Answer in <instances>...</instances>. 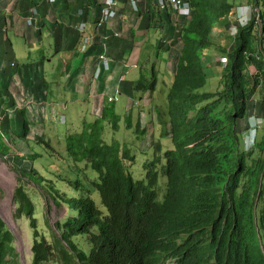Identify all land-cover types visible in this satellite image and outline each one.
<instances>
[{"label": "trees", "instance_id": "1", "mask_svg": "<svg viewBox=\"0 0 264 264\" xmlns=\"http://www.w3.org/2000/svg\"><path fill=\"white\" fill-rule=\"evenodd\" d=\"M249 1L254 10L247 24L240 26L237 17L231 25L224 22L237 15L236 8L244 5L243 0H185L191 16L182 20L180 46L168 59L172 61L173 81L166 96V111L176 151L164 154L167 164L162 203L154 191L158 173L150 172L144 180L135 181L125 165L132 159L130 150L104 140L109 110H104L100 119L82 120L66 136L67 158L85 178L70 184L73 195L35 170H16L44 188L43 197L53 205H63L68 211L64 220L55 224L60 238L54 236L49 242L39 231L34 202L24 186L17 185L13 216L26 218L33 231L30 264H64L73 257H80L79 264L159 263L168 257H177V264H264V0ZM223 23L226 28L237 26L228 48H222L225 66L220 61L222 56L215 61L213 50L203 52L213 48V30ZM217 64L221 69L219 90L202 91L208 81L207 71ZM157 85L152 66L149 74L142 73L134 82V91L145 92L151 102ZM12 98L17 103L16 99L26 100L23 95ZM5 113L9 119L10 110ZM18 113L23 121L16 136L29 138V119L34 125L32 131L46 128L36 107ZM250 114L258 115L263 123L247 152L243 136ZM12 125L7 126L8 132H12ZM73 126L70 122L66 128L72 130ZM137 126L134 139L144 132L140 123ZM152 126L149 122L145 130ZM2 133L0 128L4 141ZM34 141L43 148L48 146L43 137H34ZM157 148L161 150L160 142ZM11 151L17 153L12 149L8 153ZM94 192L104 212L93 201ZM77 236L88 238L93 250L87 255L73 242ZM0 264H21L14 236L1 218Z\"/></svg>", "mask_w": 264, "mask_h": 264}, {"label": "crops", "instance_id": "2", "mask_svg": "<svg viewBox=\"0 0 264 264\" xmlns=\"http://www.w3.org/2000/svg\"><path fill=\"white\" fill-rule=\"evenodd\" d=\"M102 1L0 0V77L4 63L5 69L11 73V79L2 87L5 92L2 102L6 107L12 108V95L14 99L23 95L36 103L44 102L48 110L58 102L63 104L71 96L77 110L86 111L95 96H111L121 87L132 93L144 62L147 61L148 66L161 60V63L155 62L158 68L168 69L166 62L176 49L160 57L157 51L163 34L172 41L178 35V27L171 26L169 16L165 22L158 21L157 16L152 19V14L157 11L150 0L139 2L140 14L132 12L127 1L120 0L116 17L103 23L100 14ZM81 21L88 24L87 34L91 36V46L85 53L78 51L82 34L78 25ZM19 39L26 48L34 51V55L22 61L16 58L19 45H23ZM6 42L11 46L9 59L4 51ZM104 55L109 59L108 70L100 62ZM41 57L46 58L45 63ZM97 67L101 68V73L95 77ZM128 67L132 72L131 80L123 83L126 78L123 76L122 81H118L120 73ZM129 101L117 105L125 108ZM96 103L100 104L101 100L98 98ZM68 108L73 107L68 105ZM20 120L19 115L9 119L15 129L20 127Z\"/></svg>", "mask_w": 264, "mask_h": 264}, {"label": "clouds", "instance_id": "3", "mask_svg": "<svg viewBox=\"0 0 264 264\" xmlns=\"http://www.w3.org/2000/svg\"><path fill=\"white\" fill-rule=\"evenodd\" d=\"M106 1L107 0L102 1V6H101V10H100L101 21L103 23H106L107 22V21H103L102 20V9L105 7ZM113 1H115V3H116L115 6H114V9H115V12H116V15H117L118 14L117 6L119 4L118 1H120V0H113ZM125 1H127L129 3V0H125ZM137 1H138L139 11L138 12H134L133 9L131 7L130 8H131L132 12H134L136 14H140L141 13V7H140L139 2L145 1V0H137ZM150 1L155 6V10L157 11L153 15L152 19L157 16L158 17V21H161L162 20L161 18H163L165 20V17L166 16H169L168 19H169V21L171 23V26L174 27V28L178 27V35H177V37L176 36L174 37V40L173 41H172V38L169 39L165 34H163L160 37V39H159V45H158V51H157V56L160 57V55H163L167 51H168L167 52V54H168L170 52V50L179 48L180 44L178 42V38H179L178 36H179V30L181 29L180 26L182 24V20L183 19H187V18H189L191 16V7H190V12H189V15L188 16H177V15H174L171 11H168V12L167 11L160 12L158 10L156 4H155V1L154 0H150ZM240 7L241 8H245L243 6H240ZM246 7H248V6H246ZM238 9H240V8H236V12L238 11ZM33 13L36 14V10L35 9H33ZM244 14H246V13H244ZM116 15L114 17L110 18L109 20L115 18ZM237 16H238V13H237ZM250 16H251V12H250ZM250 16H249L248 19H246V16H242L240 19H239V17H237V20H238V23L240 24V26H243V25L247 24V22L250 19ZM82 23H84L86 25L84 31H82L80 29V25ZM87 28H88V24L86 22L81 21L79 23V25H78V31L82 33L81 34V39H80V42H79V46H78V51L80 53L87 52V49H89L90 46H91V36L89 34H87ZM230 28H232L233 32H232V34L229 35V38L232 39V38L235 37V35L237 33V26H230L229 29ZM85 37H88L89 38V43H88V45L86 46V48L84 50H81L80 45L83 42V40H84ZM174 44H177L178 46L176 47V46H174ZM166 48H168L167 51H165ZM41 59L43 61V57H41ZM220 61L222 63V66H225L227 64V58L225 56H222V58L220 59ZM100 62L102 63V65H103V67H104L105 70H108L109 69V64H110L109 63V59L107 57H105V55L102 57V59L100 60ZM155 62H158V61L155 60ZM155 62H153L152 64H150L148 66H147V61L144 62L141 65L142 69H141V72H140V76L144 72H146L147 74H149L151 67L154 66L155 71H156V74H157V77H158V83L161 82L162 84H166L163 79H160L159 78V76H158V75H160L159 74V68H158V66L156 65ZM44 63H45V61H44ZM166 66L168 68V69H165L166 72L168 74H171L173 76V74L171 72L172 62H169V60H167ZM94 73H95V77H97L98 74L100 75L101 68L100 67H97ZM172 81H173V78H172ZM135 82H137V81H135ZM171 84H172V82H171ZM135 92L136 91H134V88H133V90H132V98H131V100L129 101L128 105L125 108H121L119 105L115 104V102H118L119 100L118 99H114L113 98V95L106 96V97H97V96H95L94 99H92V105L90 106V109H88L86 111H81V112H79L77 109H74V108H68V104L67 103L61 104L60 105L61 106L60 108H56L54 106V108L48 110V109H46L47 106L44 105V102L43 103L42 102L36 103L35 101L32 100L31 97L28 98V97L25 96L26 100H24V101H22V99H16V100H18V103H17V101H15V102L13 101V105L14 106L12 105V108H8L10 110V114H9L8 118L9 119H12L13 117L15 118V115H19V113H18L19 110H24L25 108H27L28 110H31V108H33L35 110V107H36L37 108V111H38V114H39V117L41 118V121L44 122L45 120H48L50 122V124H53L54 126H57V121H59V125H62V124H64L66 122L64 124L65 125V128H64L65 130H64V132H63L62 135L57 136L56 132H51V134H52L53 137H57V139L55 140V144L56 145H52L51 138L47 137L48 135L46 134V128H44L45 130L44 129H41L38 132H36V130H33L32 131V128L34 126L33 123H32V127L30 128V134L28 136L30 139L29 138L26 139V140H31V143H34L36 145V143H35L36 141L33 142L34 141L33 136H35V137H43V142H47L48 141L47 142L48 146H44V148H43L42 145L37 144L36 147L39 150L41 148L44 149V150L46 148H48L50 150V153L52 155L61 156L60 155V151H59V147H60V142H62V138L64 139V141H66V136L69 133L74 132V130L79 127V125H80V123H81L82 120H84V119L93 120L95 118L96 119H100V118H102V116L104 114V110H109V114H108V118H107V123L105 125L104 140L106 142H108V143L118 142L120 144V146H122V147L123 146H126L130 150L129 156L132 159L129 160V161L126 160L125 161V165L128 167V170L130 171L133 179H134V176H133V174L131 172V168L136 164V161H137V157H136L137 156V153H136V151L133 148L138 149V151L141 152V156L144 159V162H142V169H143V163H145V168L143 169V171H144V177L141 180H144L146 178V175H148L150 172H154L155 174H156V172L158 173L157 185H155L154 191H155L156 196H157V198H156L157 201L159 203H162L163 200H164V197H165V186H166V184H165V181H166V179H165V177H166L165 168H166V164H167V160L164 158V154L167 153V152H169V151H173L175 149V145H173V142H172V139H171V136H172L171 135V125L168 124L170 122V119L167 120V118L165 117V114H164V111L163 110H162L161 113H157L156 114V117L155 116H152L153 114H152V110H151L150 119L151 120H156L157 126H155L152 123L153 121H151V123L153 124L152 128L149 129V131H146V130H143L142 129L144 132L140 135V137L138 139H134L133 132L138 128V126H137L138 123H140V126H143V122H144L143 118L144 117L136 116V121L134 122L133 121V114L136 111L141 110V111L144 112V116H145L146 109L144 108V106H146V105H144V104H145V102L148 101V97H146L145 92L142 93V91H139L137 93L140 94V95H142V97H141L140 100L143 102V105L144 106L132 107L131 106V103H132L133 98L135 96ZM154 95H153V98H154ZM98 98L101 100V103L100 104L96 103V100ZM34 102L36 104H33ZM122 109L123 110H126L125 113H127L126 114L127 117L124 120V124H125L124 129H122L121 114H120V111H123ZM56 110H58V111H56ZM65 112H68V122H67V119H66V115L64 114ZM42 113H44L43 116L41 115ZM160 117L162 118L161 119V123H160V119H159ZM20 119L22 120V117L21 116H20ZM250 119H252L253 122L252 121L250 122ZM114 121L117 124H113ZM70 122H72L73 125H74L73 128H72V130H68L66 128L67 126H69ZM246 123H247L246 124V131L247 132L244 133V136H243V138H244V145H245L244 146V149H245V151L249 152L250 149H252L253 146H254V141H255L256 136H257V133H258V128L260 127V125L263 122H262L261 118L258 117V115L255 116L254 114H250V115H248V119L246 120ZM12 124H13V122H12ZM166 126L168 128L167 130H166ZM134 127H135V130H133ZM157 127H160V129H161L160 132L157 131ZM17 130H18V128H17ZM165 131H166V135L164 136V132ZM168 131H170V134H168ZM16 133H17L16 132V129H15V131H14V129H12V132H9V134L13 138H15V137L18 138V140H16L18 142V141H20V138H22V137L16 136ZM250 133L253 134V138L250 137V135H249ZM123 134L124 135L129 134L133 138L132 139L133 141H132L131 144L125 143V142H121L120 138H122L124 136ZM142 135H145V137L143 139H140L142 137ZM60 136H61V139H59ZM108 138H111V139L108 140ZM164 139H170V144H167V145H164L163 146V140ZM159 142L161 144V150H159V148H157V146L159 147ZM24 143H27V142L26 141H22V144H24ZM14 145H15L14 143L11 144V142H9L10 149L17 150V152H18V149H16L14 147ZM192 147H193V145H192ZM174 151H176V149ZM64 153H65V157H64L63 161L60 163V165H55V163L53 162L55 169L52 172L47 171V173H49V175H50V178H47V177L46 178L44 177V178L46 180H48V181H52L56 185V187L59 188L61 191L65 192L67 194L73 195V191L71 189L73 187L70 184L71 183H74L73 181H75V180H80L81 182H84L85 181V178L82 177V174L79 172L78 167L75 166V165L74 166L76 168V172L74 174H71V173L70 174H67L65 172L67 170V168L70 165H73V164L67 158V155H66V145H65V152ZM194 153H195L196 156L198 155V151L197 150ZM18 154L19 153H14V155H18ZM1 155L2 156H5V154H1ZM43 156L46 157V155H42V154L35 153V154H32L31 157L26 155V156H23L24 158H21V159H18V160H24L27 157L26 160H29V159L35 160L36 159L37 160V163H39L40 159ZM157 156H158V159L156 161V157ZM16 170L17 169H15V171ZM31 170H35L42 177V173L40 171H38L36 168L35 169H31ZM77 170H78V172H77ZM19 171H22V170H19ZM86 171H85V173H86ZM85 173H83V174H85ZM87 174L90 177H93V175H94L90 171H88ZM141 180H135V181H141ZM81 184L86 185L84 183H81ZM161 184H163V192H162V196L160 197L159 194H158V191L160 190ZM34 185L36 186V189H39L40 196H42L43 200L46 201V202H48V203H51L52 204V202L50 201L49 198H47L45 195H44L45 197H43V193H44L45 189L44 188H40L35 183H34ZM26 191H27V193H29V191L27 189H26ZM13 195H14V192H13ZM96 195L99 198L98 193L94 192L93 195H92V199L95 202L97 208L99 210H101L102 212H104L105 209H103V206L101 204L100 199H99V201H100V204L102 206V209L99 208L98 205H97L96 198H95ZM29 196L32 199L31 195H29ZM32 201H33V199H32ZM13 205H14V203H13ZM14 207H15V205H14ZM61 208L64 209V215H63V217L61 219H59V220H57V221L54 222V224H53L54 229H51V233L48 234V237H46L42 233V235L49 242L52 241V238L54 236L60 238V232H59V230H57L55 228V224L57 222L61 221V220H64V217L68 213V211L66 210V208H64L63 205L61 207H58V210L61 209ZM260 208H261V204H259L258 210ZM253 211H254V206H253ZM35 213H36V206H35ZM34 217L37 219L36 215H34ZM45 218H47V216H45ZM16 220H19V219H16ZM37 221H38V219H37ZM45 221L48 224L49 218H47ZM31 236H32V234H31ZM73 242L75 243V245L77 246V248H79L81 251H83L86 255L90 251L93 250V249H91V245H90L89 240H88V238L86 236H77V237H75L73 239ZM31 244H32V242H31ZM14 246H15V237H14ZM64 247L66 249H68V246H67L66 243H64ZM30 251H31V246H30ZM263 255H264V252H263ZM79 258L73 257L71 260L66 261L64 264H79V262H78V259ZM177 263H178V258L177 257H168V258L160 261L159 263L157 262V260L156 261H153V262H150L149 260H147V261L141 262L140 264H177ZM49 264H58V263L56 261H51Z\"/></svg>", "mask_w": 264, "mask_h": 264}, {"label": "rangeland", "instance_id": "4", "mask_svg": "<svg viewBox=\"0 0 264 264\" xmlns=\"http://www.w3.org/2000/svg\"><path fill=\"white\" fill-rule=\"evenodd\" d=\"M243 7L245 8H241L238 7L240 9H238L237 15L232 16L229 20H227L224 23H229L230 25L231 23H233L235 20V17H239V19L242 16H246V19L249 18L250 16V12L251 9L254 10L251 7V1L249 0H243ZM248 6V7H246ZM251 8V9H250ZM246 13V14H244ZM224 23L222 24V26H214V30H213V39H214V46L213 48H211L210 50H204L203 52H212V50L215 52V61L219 62V58L221 56H223L222 54V48H228V45L230 44V38L229 35L232 34L233 30L232 28H226L224 26ZM232 26H236V25H232ZM10 38H14L11 34L8 35ZM2 40V38L0 39V41ZM21 40V39H19ZM22 41V40H21ZM23 42V41H22ZM20 50H17L16 53V58L18 61H22V59H26L27 56H32L34 55V51L31 49L29 50V48H26L23 42V45H19ZM7 54V58L9 59L11 56V46L8 42H6V48L4 50ZM16 52V51H15ZM30 52V53H29ZM46 53V52H45ZM46 55V54H45ZM0 56H1V49H0ZM49 59H54V57H49ZM25 61V60H24ZM158 63H161V60L158 61ZM4 71L2 73V76L0 77V125H1V131L2 133V137L6 140H2V138L0 137V218L3 220V222L7 225L8 229L13 233L14 237H15V247H16V252L19 255V259L21 264H30L31 262V251H30V246H31V242H32V229L30 228L29 224H28V220L26 218H22L19 220H16L13 216L14 211H15V207L13 205V192L15 187L18 184H21L24 186L25 189H27L29 191V195H31L35 206H36V217L38 219V226H39V230L41 233H43L46 237H48V234L51 233V229H54V222L61 219L64 215V209L61 208L58 210V207H55L53 204L48 203L46 201L43 200L42 196H40V191L39 189H36V186L34 185L33 182H31L29 179H27L26 177H21L16 171L17 170H22L25 172H29L31 169H37L38 171H40L42 173V177L44 178H50L49 173H47V171L52 172L55 167L53 162L55 163V165H60V163L63 161L64 157H65V141L62 138V142H60V147H59V151H60V155L61 156H57V155H52L50 153V150L48 148L44 149H38L36 147V145L34 143H24L22 144V141H26L25 138H20V141H18L14 147L16 149H18L19 153L18 155H14V151H11L10 153H8L10 151V146H9V142H11V144L14 143V141L18 140L17 137L13 138L7 129V126L12 125V123L10 121H8L9 119L5 118L6 113L8 111V109L4 110L2 109V107H5V104H3L2 99H3V93H5L2 89L3 86H5L7 84L8 79H11V73H9L5 68V63L3 65ZM252 68V72L254 73V68ZM129 69V70H127ZM127 69H125L123 72H121L120 74L122 75V77H118L117 80L118 81H122L123 76H125V80L123 81V83L129 82L131 80V69L128 67ZM208 73V81L206 86L202 89V91L205 92H216L219 90L220 88V82H219V77H220V73H221V69L217 66H214L212 68H210V70L207 71ZM159 78L163 79L165 81L166 84H162L161 82L158 83L157 88H156V92L154 95V99L150 102V99L148 98V101L145 102L144 106L143 102L140 100L142 95L138 94L137 92H135V96L133 98V101L131 103L132 107H139V106H144V108L146 109V114L144 116V112L141 110L136 111L133 114V121H136V116H141L144 117L143 120V126L142 129L145 130L148 127L149 122L151 123V121H153L152 123L157 126V122L156 120H151L150 119V113L152 110V116L156 117L157 113H161V110L164 111L165 117L167 118V120L170 119L169 114L166 111V96L167 93L169 91L170 88V84L172 82V78L173 76L171 74H168L166 72V70L164 71L161 66L159 68ZM210 75V76H209ZM218 75V76H217ZM217 76V77H216ZM212 77V78H211ZM216 77V78H215ZM114 99H118L120 100V102H115V104H121L122 102H127L130 100L131 98V90L125 89L124 87H121V90L117 91L116 93L112 94ZM79 97H82L81 95H79ZM70 99H72V97H69V100L66 99V102L63 103H67L68 105H71L74 109H77L74 105V102H72ZM150 103V104H149ZM62 104V103H61ZM60 102L56 103L54 106L56 108H60L61 105ZM159 110H158V109ZM123 110V109H122ZM126 110L120 111L121 114V123H122V129H124L125 124H124V120L127 117V113H125ZM66 115V119L68 122V112L64 113ZM88 115V114H87ZM59 120V119H58ZM3 121V122H2ZM29 121V126L30 128L32 127V122L31 120ZM253 122L252 119H250V122ZM49 121L45 120L44 121V125H46V134L48 135L47 137L51 138V142L52 145H56L55 144V140L57 139V137H53L51 132H56L57 136L62 135L64 132V128H65V123L62 125H59V121H57V126H54L53 124L49 125ZM20 127L18 128V133H20L19 131H22V120H20L19 122ZM151 125V124H150ZM12 128L15 129L14 125H12ZM150 127L146 130L149 131ZM11 130V129H10ZM45 130V129H44ZM133 130H135V127L133 128ZM39 129L36 130V132H38ZM157 131L160 132L161 129L160 127H157ZM41 134V133H40ZM168 134H170V131H168ZM18 135V134H17ZM124 135V134H123ZM251 138H253V134L250 133L249 134ZM20 136V135H18ZM35 136H33L34 138ZM246 138V137H245ZM59 139H61V136L59 137ZM111 138H108V140H110ZM133 138L129 135L126 134L124 135L122 138H120L121 142H125V143H132ZM252 140V139H251ZM35 142V141H33ZM170 144V139H164L163 140V146ZM251 144V143H250ZM249 144V145H250ZM136 153H137V161L136 164L131 168V172L134 176L135 180H141L144 177V171L143 169L145 168V163H143V169H142V162H144L143 157L141 156V152L138 151V149L133 148ZM42 154V155H46V157H42L39 161V163H37V160H26L27 157L24 160H18L21 158H24L23 156H32V154ZM1 154H5V156H2ZM34 161V162H33ZM14 165V166H13ZM15 169H14V168ZM67 174H74L76 172V168L74 165H70L67 170L65 171ZM162 192H163V184H161L160 186V190L158 191L159 196H162ZM96 202L99 208L102 209V206L100 204L99 198L96 195ZM45 216H47V218H49V222L47 224V222L45 221L47 218H45Z\"/></svg>", "mask_w": 264, "mask_h": 264}, {"label": "built area", "instance_id": "5", "mask_svg": "<svg viewBox=\"0 0 264 264\" xmlns=\"http://www.w3.org/2000/svg\"><path fill=\"white\" fill-rule=\"evenodd\" d=\"M155 4L160 12L171 11L174 15L177 16H188L190 12V5L184 0H154ZM115 1L107 0L105 7L102 9V20L108 21L110 18L116 15L114 6ZM129 5L134 12H138V1L129 0ZM86 25L82 23L80 29L85 30ZM89 43V38L85 37L83 42L80 45L81 50H84Z\"/></svg>", "mask_w": 264, "mask_h": 264}, {"label": "bare ground", "instance_id": "6", "mask_svg": "<svg viewBox=\"0 0 264 264\" xmlns=\"http://www.w3.org/2000/svg\"><path fill=\"white\" fill-rule=\"evenodd\" d=\"M185 1V0H184Z\"/></svg>", "mask_w": 264, "mask_h": 264}]
</instances>
